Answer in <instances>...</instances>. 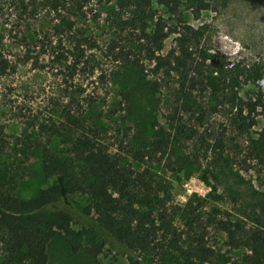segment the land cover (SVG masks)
<instances>
[{
    "label": "rangeland",
    "instance_id": "rangeland-1",
    "mask_svg": "<svg viewBox=\"0 0 264 264\" xmlns=\"http://www.w3.org/2000/svg\"><path fill=\"white\" fill-rule=\"evenodd\" d=\"M18 1L32 6L34 15L19 18L14 10L10 15L4 8L8 0L0 1L5 14L0 12V52L14 66L0 77V145L7 167L17 168V194L27 198L52 181L37 171L38 150L65 151L67 135L59 134L94 125L102 147L117 154L132 176L144 173L151 189L144 199L135 188L128 194L135 196L132 208L147 210L153 220L145 224L144 250H128L112 238L101 243L88 235H66L48 243L46 264H176L183 257L200 264L195 254L203 250L211 256L202 264H241L246 248L229 245L219 223L230 229L237 224V236L244 237L264 207V79L233 89L242 100L260 104L249 119H241L200 85L180 93L177 70L153 71L135 5L119 9L114 0H88L84 13L74 18L73 32L58 38L46 0ZM59 1L66 6L70 0ZM149 1L144 33L158 17L167 28L188 25L201 31L198 44H191V66L199 50L217 53L226 66H249L264 57V0H178L174 14L158 0ZM176 36L169 33L154 54L176 49ZM222 95L225 102L229 87ZM198 106L205 107L202 124L195 119ZM250 120V126L240 125ZM158 125L167 145L153 152L150 142ZM46 130L53 132L50 137ZM31 146L38 150L32 153ZM75 199L86 205L84 198ZM3 237L0 232V264H11Z\"/></svg>",
    "mask_w": 264,
    "mask_h": 264
},
{
    "label": "trees",
    "instance_id": "trees-1",
    "mask_svg": "<svg viewBox=\"0 0 264 264\" xmlns=\"http://www.w3.org/2000/svg\"><path fill=\"white\" fill-rule=\"evenodd\" d=\"M87 1L70 0L65 6L63 1L46 0L48 11L54 15L51 30L59 36L58 38L73 32L74 18L84 13ZM114 2L119 9L135 5L134 14L142 20L140 30L143 33L142 38L147 43V57L154 62L153 71L163 69L169 73L170 70H177L181 74V81L178 83L180 93L188 89L193 90L200 85L198 89L201 92L209 91L212 99L222 105L228 103L234 114L241 119H249L260 105L252 100H242L233 89L239 87L241 83L264 79V57L249 66H240L237 63L226 66L217 53L199 50V60L191 66L189 63L194 62L191 44H198L202 36L200 30L188 25H182L181 29H177L176 26L167 28L165 22L158 17L153 22L152 31L144 33L146 22L143 19L147 15L146 8L148 9L150 1L114 0ZM158 2L169 14L176 13L178 0H158ZM5 7L6 11L10 9V15L13 14V10L16 11L15 13L18 12L19 18L20 14L29 17L35 13L32 6H27L23 1L8 0ZM0 12L2 16L5 15L1 9ZM164 28L168 29L167 32H164ZM169 33L178 34L175 37L176 49H170L164 55H155V49L160 48L162 40ZM86 41L89 43L87 39ZM60 43L59 39L58 45ZM26 60L22 59L23 62ZM203 65L206 74L201 72ZM13 70L14 66L8 54L0 52V77ZM183 70L193 71L194 76H187L188 72L183 73ZM226 87H229L230 95L223 102L219 95H224ZM215 105L218 106L217 103H214ZM260 106L264 109V104ZM197 109L195 119L202 124L205 107L198 106ZM244 111L246 115L243 114ZM251 124L252 120L248 123L242 121L240 125ZM93 127L89 126L81 133L70 130L59 134L61 137L67 135V139L63 142L68 145L65 151L58 150L55 146H46L40 150L36 149V146L29 147L33 150L32 153L38 150L37 171L44 177H52V181L27 198L17 194L16 167H7L6 152L0 145V232L4 235L2 240L11 264H46L48 243L55 237L66 235L77 238L88 235L91 241L100 239L101 243L112 238L124 244L128 250H144L147 246L149 229L145 224L152 225L153 220H150L151 216L147 210L139 213L132 208V200L135 196L129 198L128 194L130 189L135 188L142 191L139 197L144 199L149 196L145 191H150V186L145 180L144 173L132 176V171L123 167L117 154H112L102 147L98 139V126ZM46 131L49 137L53 133ZM166 145L164 128L158 125L153 131L150 149L157 152ZM76 196L84 198L86 205H78ZM133 221L135 224L132 226ZM252 221L254 226L244 237L237 236L239 230L237 224H233L235 226L233 229H230L225 222L219 225L227 234L229 245L242 244L246 248L247 252L242 255L241 264H264V207L260 208V212L255 214ZM73 224L78 225L76 230L72 228ZM65 239L68 241L69 237ZM72 250L75 251L76 248L73 246ZM203 252L202 255L195 254L200 264L210 262L211 252L208 250ZM132 261L141 264L136 260ZM176 264H195V262L183 257V260Z\"/></svg>",
    "mask_w": 264,
    "mask_h": 264
}]
</instances>
